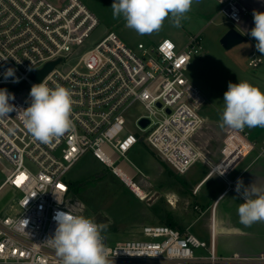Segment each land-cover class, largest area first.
Returning a JSON list of instances; mask_svg holds the SVG:
<instances>
[{"label":"built area","instance_id":"2783aa9c","mask_svg":"<svg viewBox=\"0 0 264 264\" xmlns=\"http://www.w3.org/2000/svg\"><path fill=\"white\" fill-rule=\"evenodd\" d=\"M217 1L230 19L242 20L240 0ZM99 25L81 0H0V89L14 94L10 103L26 109L32 85L42 82L70 89L74 100L73 129L50 144L35 141L16 111L0 120V158L11 166L0 190L8 185L18 192L0 217V264H61L45 242L55 233L57 213L80 215L69 205L68 175L87 154L129 187L117 169L122 166L134 182L139 170L132 172L126 161L139 143L178 175L205 161L193 142L204 123V97L186 75L191 59L202 51V35L189 37L183 48L170 38L131 47L109 31L88 45ZM57 61L34 82L35 71ZM261 62L253 52L248 66ZM8 68L15 70L18 83L5 80ZM136 106L146 113L132 121L128 114ZM143 119L149 122L145 127ZM248 136L247 127L230 129L221 163L232 157L227 165H235L250 152L263 153L264 138L258 148ZM230 148H239L237 155ZM213 225L209 241L167 224H148L140 238L110 246L106 237L104 244L112 264H264V256L220 254Z\"/></svg>","mask_w":264,"mask_h":264},{"label":"rangeland","instance_id":"374dc122","mask_svg":"<svg viewBox=\"0 0 264 264\" xmlns=\"http://www.w3.org/2000/svg\"><path fill=\"white\" fill-rule=\"evenodd\" d=\"M48 1L61 3V0ZM81 1L100 19V25L91 34L88 45L109 31L115 32L131 47H136L139 42L154 43L170 38L178 48H183L189 37L202 35V51L191 59L186 75L204 97L200 108L204 123L194 135L193 142L203 151L205 161L196 163L186 174L178 175L151 148L139 143L127 155V164L133 170H139L133 186L129 187L110 168L87 154L68 175L71 208L97 223L106 224L107 230L102 235L108 238L110 246L140 238L145 225L168 222L179 230H188L200 239L209 241L212 208L217 197L229 189L216 211L218 249L225 254L264 256V222L254 223L251 227L239 222L237 209L243 200L231 190L234 180L227 176L234 162L227 165L232 158L229 157L221 163V151L230 129L220 127L223 96L229 82L248 81L264 91V54L255 48L257 41L250 35L254 27L253 12H264V0H240L244 12L239 22L230 19L222 8V15L216 13L219 10L217 1L200 0V3L193 4L187 19L182 21V27H173L166 19L159 32L143 36L125 27L123 17L113 18V0ZM230 28L239 30L247 40L226 50L220 40ZM253 52L262 58L256 68L248 66L249 56ZM145 113L143 107L136 106L128 116L133 121ZM256 130L247 128L248 138L250 141L258 140L257 147L260 148L264 128ZM238 138L241 140V137ZM230 150L233 156L239 152V148ZM216 165H220L223 172L213 175L199 188L198 185ZM10 169L11 166L0 158V184ZM17 196L18 192L11 186H4L0 190V217L9 212Z\"/></svg>","mask_w":264,"mask_h":264},{"label":"clouds","instance_id":"9594fccd","mask_svg":"<svg viewBox=\"0 0 264 264\" xmlns=\"http://www.w3.org/2000/svg\"><path fill=\"white\" fill-rule=\"evenodd\" d=\"M194 3L200 0H113L111 8L114 19L123 17L125 27L143 36L159 32L166 19L173 27H182ZM253 20L250 35L257 41L255 48L264 54V12L254 11ZM3 75L5 80L11 77L13 82H19L13 68ZM29 96V106L18 109L10 103L14 94L0 89V120L16 111L27 132L43 144H50L73 129L74 100L70 89L61 85L49 88L42 82L32 85ZM220 119L222 128L238 131L246 127L264 128V91L248 81L229 82ZM242 188L244 202L237 209L239 222L245 227L264 222V190L254 184L244 187L243 181L238 180L235 190L240 193ZM54 219L55 233L45 243L55 250L61 264H112L102 236L106 224L70 212L57 213Z\"/></svg>","mask_w":264,"mask_h":264},{"label":"crops","instance_id":"0c3cea01","mask_svg":"<svg viewBox=\"0 0 264 264\" xmlns=\"http://www.w3.org/2000/svg\"><path fill=\"white\" fill-rule=\"evenodd\" d=\"M215 1H217V0H215ZM218 6H219V10L216 13L221 14L220 13L221 6H220L219 2H218ZM260 128L261 127H256L257 130H259ZM255 151L250 152L249 154L244 156L242 159H240L235 165H233L232 167H230L228 169L229 172L227 173V176L234 180L232 182L233 187L231 188V190H234L236 192L237 196H239L238 198H240V200H243V202H244V198L241 194L243 192V188L241 189L240 193H238L235 190L236 189V183L238 180L243 181L244 187H248L251 184H254L256 187L264 190V152L260 154L259 152L255 153ZM227 162H229V161H227ZM221 166H222V164H221ZM221 166L220 165L213 166L216 169H214V170L212 169L205 176L203 181H201V183L198 185V187L199 188L202 187L213 175L218 174V173L221 174L223 172V170L221 169ZM224 166H226V165H224ZM128 168L132 172H135V170H133L129 165H128ZM133 184H134V182H133ZM227 191L229 192V189L225 190L219 197H217L216 203L213 206L214 209L212 208V217H211L210 229H211L212 224L214 223L216 233H217V224H218L217 217H216L217 206L220 204V202L222 201L224 196H226V194L224 195V193ZM220 223L222 225L223 224L225 225V223H223V221H221ZM215 241H216V238H215ZM216 246H217V242H216ZM217 250L222 255H235V254L242 255L241 253L225 254L218 249V246H217ZM243 255H246V254H243Z\"/></svg>","mask_w":264,"mask_h":264},{"label":"water","instance_id":"95a60500","mask_svg":"<svg viewBox=\"0 0 264 264\" xmlns=\"http://www.w3.org/2000/svg\"><path fill=\"white\" fill-rule=\"evenodd\" d=\"M247 40V37L241 33L239 30L235 28H230L221 38L220 43L221 45L226 49L230 50L242 43H244ZM57 62L48 63L44 69L35 71L32 74V79L34 82L39 83L44 76L54 67ZM148 120L143 119L140 124L142 127H145L148 125ZM107 242V238H104V243Z\"/></svg>","mask_w":264,"mask_h":264},{"label":"bare ground","instance_id":"6f19581e","mask_svg":"<svg viewBox=\"0 0 264 264\" xmlns=\"http://www.w3.org/2000/svg\"><path fill=\"white\" fill-rule=\"evenodd\" d=\"M213 170L214 169H216V168H212ZM118 172L119 173H121L122 175H125V176H127V181H128V183H129V185L130 186H133V181H131V177H130V175L127 173V175H126V170L122 167V166H120V167H118ZM214 226V225H213ZM214 229H215V226H214ZM210 233H212V226H211V229H210ZM215 238H216V232H215Z\"/></svg>","mask_w":264,"mask_h":264},{"label":"trees","instance_id":"16d2710c","mask_svg":"<svg viewBox=\"0 0 264 264\" xmlns=\"http://www.w3.org/2000/svg\"><path fill=\"white\" fill-rule=\"evenodd\" d=\"M165 224L170 225V226L176 228L171 222H168V223H165ZM105 230H107V228H106ZM103 236H104V235H103ZM104 237H105V236H104Z\"/></svg>","mask_w":264,"mask_h":264},{"label":"snow or ice","instance_id":"6c2138e0","mask_svg":"<svg viewBox=\"0 0 264 264\" xmlns=\"http://www.w3.org/2000/svg\"><path fill=\"white\" fill-rule=\"evenodd\" d=\"M169 47H171V45H169Z\"/></svg>","mask_w":264,"mask_h":264}]
</instances>
